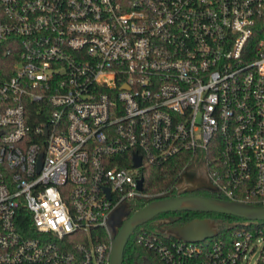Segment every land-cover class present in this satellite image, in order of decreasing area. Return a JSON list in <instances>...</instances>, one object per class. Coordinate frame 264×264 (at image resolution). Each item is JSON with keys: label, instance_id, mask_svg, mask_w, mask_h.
<instances>
[{"label": "built area", "instance_id": "obj_1", "mask_svg": "<svg viewBox=\"0 0 264 264\" xmlns=\"http://www.w3.org/2000/svg\"><path fill=\"white\" fill-rule=\"evenodd\" d=\"M0 51V264H109L95 232L174 157L178 182L264 207V0H0ZM237 227L135 241L159 264H264V228Z\"/></svg>", "mask_w": 264, "mask_h": 264}, {"label": "water", "instance_id": "obj_2", "mask_svg": "<svg viewBox=\"0 0 264 264\" xmlns=\"http://www.w3.org/2000/svg\"><path fill=\"white\" fill-rule=\"evenodd\" d=\"M134 163L135 167L140 166V159L136 156L134 157ZM40 166L41 163L39 162L38 170ZM185 175L187 176L188 172L181 175L177 186L186 185ZM200 180L202 183L207 184L202 178ZM142 183L143 179H140L138 181V191H142ZM209 189L213 193L215 192L214 187H210ZM193 190L191 189V191ZM145 200L148 201L147 205L131 216H129L130 209L128 203L113 209L109 214L106 222V232L109 238V264H122L124 249L134 231L161 214L177 212L214 213L228 215L246 221H264V207L227 201L221 198L192 195H179L176 197L157 195L153 198H146ZM172 235L178 240L199 243L215 238L217 231L213 222L202 219L187 223L174 230ZM142 264H150V262L144 260Z\"/></svg>", "mask_w": 264, "mask_h": 264}, {"label": "trees", "instance_id": "obj_3", "mask_svg": "<svg viewBox=\"0 0 264 264\" xmlns=\"http://www.w3.org/2000/svg\"><path fill=\"white\" fill-rule=\"evenodd\" d=\"M9 61L7 58L1 55L0 51V69H5L6 67L9 69L10 67ZM6 80V79H1ZM34 105L31 106L33 108ZM46 119L45 115H39L37 118V123H44ZM187 161L183 157H174L170 159L168 162L159 165V166H152L142 172L143 176V193L148 194L151 198L157 195H167L169 196V191L174 189L178 177L181 174L183 168L186 166ZM172 195V194H171ZM212 197L214 198H222L216 194H213ZM148 203L147 200H135L129 202V209L131 216L136 211L142 209ZM165 214H178L184 215V222L193 219V217H198L202 219H209L211 222L214 223L217 236L212 240H206L207 242L212 241H223V243H227L228 241H232V233L238 228V223L247 222L252 226H258L264 228V221L262 222H250L243 219H239L236 217L222 215V214H214V213H195L193 217L191 216L193 213L191 212H177V213H165ZM190 214V217H186ZM152 221V220H151ZM140 230H144L153 236H156L163 241L174 239V237L166 238L165 235L159 233V231L151 225V223H146L140 227H138L133 235L128 240L126 247L124 249L123 255V262L122 264H135L141 263L144 259H148L152 264H159L157 257L148 251L147 249L139 246L136 244V235ZM97 234V238L99 242H104L109 244V238L105 229H100L95 232Z\"/></svg>", "mask_w": 264, "mask_h": 264}, {"label": "flooded vegetation", "instance_id": "obj_4", "mask_svg": "<svg viewBox=\"0 0 264 264\" xmlns=\"http://www.w3.org/2000/svg\"><path fill=\"white\" fill-rule=\"evenodd\" d=\"M195 174L196 173H188L187 176L185 175V180L187 182L185 186H180V185H179L180 187L177 186L178 185L177 184L178 181H177V183H176L177 188L170 190L168 193L169 194L168 197H176L179 195H192V196H203V197L213 198L212 195L214 193L212 191H210V189H209L210 186L205 184L204 182L202 183L201 180H198L196 178L197 176ZM190 183H191V185H189ZM191 189L192 190L194 189V190L191 191ZM192 213H193L191 215L192 217L194 215H196L195 212H192ZM186 217H190V214H188ZM184 220H185L184 215L161 214V215L155 217L149 223H151V225L153 227H155L159 231V233L165 235L166 238H170V237H173L172 233L174 230L186 225L187 223H189L193 220H202V218L193 217V219L185 221V222H184ZM206 220H209V219H206ZM144 260H148V259H144ZM143 261L141 263H135V264H142ZM150 264H152V263L150 262Z\"/></svg>", "mask_w": 264, "mask_h": 264}, {"label": "rangeland", "instance_id": "obj_5", "mask_svg": "<svg viewBox=\"0 0 264 264\" xmlns=\"http://www.w3.org/2000/svg\"><path fill=\"white\" fill-rule=\"evenodd\" d=\"M257 256L258 253H255L252 256H248L242 264H256Z\"/></svg>", "mask_w": 264, "mask_h": 264}]
</instances>
